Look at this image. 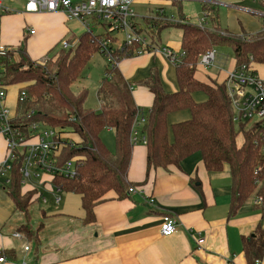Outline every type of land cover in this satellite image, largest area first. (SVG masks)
<instances>
[{
  "label": "crops",
  "instance_id": "0c3cea01",
  "mask_svg": "<svg viewBox=\"0 0 264 264\" xmlns=\"http://www.w3.org/2000/svg\"><path fill=\"white\" fill-rule=\"evenodd\" d=\"M195 1L197 0L181 4L180 9L185 17L196 25L201 19L196 16V20L193 21L183 11L185 5L191 6ZM198 1L202 4L203 14V4L216 7L220 27L233 35H255L261 33L264 28V6L259 0H240L237 4L219 0ZM159 7L156 5L154 9L148 11H154ZM220 7L225 9L233 7L240 13L243 12L241 14L246 19L237 20V27H232V24H228L221 16ZM25 16H32L41 22L38 31L32 28L33 25L29 28V23L24 22ZM253 18H260L258 19L261 20L260 25L259 21ZM253 20L256 22L254 27L250 25L254 24ZM71 24L72 21H68L62 13L27 14L19 11L17 14L5 15L2 18L1 43L17 48L22 46L24 40L26 45L29 42L33 43L36 37L42 35L39 29L45 26L56 29L60 34L59 39L67 40L75 34ZM208 26H211L209 21ZM29 29L35 30V35H30ZM49 49L48 46L47 51ZM100 57L107 64L105 58L102 55ZM257 66L264 64L255 65V70L259 74ZM201 67L203 68L199 64L196 73V78L200 82L223 83L237 66L234 59L230 70H223L218 66L219 74L206 78L199 77L198 71ZM117 68L124 79L132 85L134 101L144 116L148 115L155 97L143 83L155 77L166 93L173 94L179 90L176 66L162 55L145 54L125 59ZM101 82L96 91L98 107V90ZM193 98L197 103H204L207 100L203 92L193 94ZM15 107L17 112L18 106ZM10 109L14 111L11 107ZM190 118L191 113L188 110L168 116L170 142L174 139L173 125L188 121ZM106 131L114 134L112 130ZM6 155L7 144L5 138L0 135V163L5 160ZM147 157L148 150L144 143L140 142L134 146L128 181L135 186L136 192L130 193L124 199H119L113 191L109 192L104 201L96 206L95 220L90 224L85 223L86 213L79 195L63 193L60 207L56 208L55 212H43L41 224L31 225L30 217L26 219L25 215L17 210L8 190L0 189V259H5L0 264H254L256 260L264 262V203L255 205L256 196H253L234 216L231 215L232 174L228 165L219 172H209L202 155L195 153L182 161L179 167L151 169L148 173ZM27 181L33 185L25 187ZM36 185L39 188L47 186V192L56 197L53 178L47 174L41 181L36 179L25 181L22 177V195L36 191L41 198L42 194L35 188ZM34 204L30 206L29 214ZM164 216H170L177 222V231L170 237L161 235ZM24 227L31 229L35 239H30L22 233ZM199 236L204 239L201 245L195 240ZM26 246L29 247L28 251L25 250ZM260 247L263 250L257 253Z\"/></svg>",
  "mask_w": 264,
  "mask_h": 264
},
{
  "label": "trees",
  "instance_id": "16d2710c",
  "mask_svg": "<svg viewBox=\"0 0 264 264\" xmlns=\"http://www.w3.org/2000/svg\"><path fill=\"white\" fill-rule=\"evenodd\" d=\"M259 1L264 6V0ZM203 10L211 22L210 27L203 28L188 22L181 9L180 23L145 20L146 27H153L152 37L157 44L163 31L181 29L184 56L175 65L179 84L177 92L166 93L155 77L143 83L155 99L141 125L137 123L143 112L134 101L132 85L124 79L117 66L105 70L98 90L97 109L86 107L87 90L73 93V85L81 79L93 57L101 55L97 39L88 33L77 39L67 38L71 44L78 40L76 48L58 50L45 65L32 61L23 46L18 48L20 60L7 63L6 84L10 88H24L28 95L25 102L18 104V124L27 128L37 122L66 136L61 150L62 164L77 159L76 175L72 179L58 175L53 183L63 193L81 196L86 213L85 223L94 222L95 208L109 192L113 191L119 199H124L135 187L128 181V173L134 148L132 135L136 130L146 140L148 173L151 169L179 167L186 158L200 153L209 172H219L225 165L230 167L232 216L251 197H262L264 200V127L246 123L237 125L234 122L235 112L228 97L226 81L204 83L196 78L201 57L219 47L233 50L237 67L248 64L251 58L257 64H264V31L255 35H233L220 27L216 7L205 3ZM22 45H26V40ZM117 57L121 62L135 55L129 50ZM197 92L206 94L204 103L194 100L193 94ZM185 110L190 111L191 118L173 125L174 139L170 142L168 116ZM106 130L115 134L114 153L100 138ZM240 133L244 136L242 146L237 145ZM70 140L74 141V145L67 143ZM20 167L19 162L8 192L17 210L29 219V208L40 200V195L36 191L22 195ZM22 233L35 239L28 227H24ZM262 250L260 247L256 252L261 253Z\"/></svg>",
  "mask_w": 264,
  "mask_h": 264
},
{
  "label": "built area",
  "instance_id": "2783aa9c",
  "mask_svg": "<svg viewBox=\"0 0 264 264\" xmlns=\"http://www.w3.org/2000/svg\"><path fill=\"white\" fill-rule=\"evenodd\" d=\"M24 13L27 14H57L62 13L68 21H77L87 33L95 37L98 41L100 54L105 58L108 67H118L119 59L117 55L132 50L135 57L145 54H159L167 58L174 65L181 62L184 53L175 51L170 47H161L155 43L152 36L145 34L144 30L153 29L146 27L145 20L164 21L180 23L181 19L168 17L166 9L163 7L151 11L148 17H141L135 10V4L141 1H167L169 5L176 6L193 0H25ZM19 11L5 5V0H0V25L5 15L17 14ZM264 19V16H263ZM90 21V22H89ZM189 22L190 20L187 19ZM199 27L208 26L207 14H203V19L198 24ZM100 27L109 28L110 33H121L123 39L113 36L110 33L97 35L95 30ZM264 31V28L263 30ZM1 33V29H0ZM30 35H35V30H29ZM109 36V37H108ZM62 49H75L77 42L71 44L68 40L62 42ZM217 59L216 50H212L200 59V65L204 68L215 66ZM20 56L18 48L6 46L1 43L0 37V135L5 138L7 144V155L0 163V189L8 190L12 185V174L16 165L20 162V174L23 179L40 180L44 175H50L53 180L56 176L74 178L76 175L77 159L62 164L61 153L66 136L60 135L59 130L50 129L40 123L30 124L27 128L18 124L17 112L12 111L8 105L10 87L5 82L7 63L18 62ZM254 59L245 65L237 67L230 72L226 78V89L231 100L235 117L234 122L241 124H258L264 127V79L255 70ZM27 93L24 88H20L16 100L17 106L27 100ZM144 115L138 117V125L144 123ZM137 128V127H136ZM145 138L138 130L133 132L132 143L134 146L140 142L145 144ZM73 140L68 141L74 145ZM136 192L135 188L130 189V193ZM56 203L62 201V189H55ZM262 197H256L255 205L263 204ZM152 203V201H151ZM177 231V222L170 216L163 217L161 225V235L170 237ZM20 237V235H16ZM198 244H202L204 239L199 236L195 238ZM28 251L29 247L26 246ZM4 258L0 262H4ZM256 264H264L257 260Z\"/></svg>",
  "mask_w": 264,
  "mask_h": 264
},
{
  "label": "rangeland",
  "instance_id": "374dc122",
  "mask_svg": "<svg viewBox=\"0 0 264 264\" xmlns=\"http://www.w3.org/2000/svg\"><path fill=\"white\" fill-rule=\"evenodd\" d=\"M220 2H226L230 4H237L240 2V0H219ZM25 0H5V5L8 6L11 9H14L15 11H24L25 7ZM183 4V3H182ZM160 6L164 7L166 9V13L168 17L177 19L179 18L180 12L178 11V7L172 6L170 4L169 7V2L167 1H141L137 2L135 4V10L140 14L141 17H148L151 12L148 11V9H154L155 6ZM181 5V4H180ZM180 8V7H179ZM221 9V16L223 17L224 20L228 21V24H232V27H237V20L244 21L246 17H243L240 11L234 9L233 7H220ZM224 9V10H223ZM184 13L190 17L193 21L196 20L198 17L199 19H203V12H202V4L200 1H195L193 2V5H185L183 9ZM197 16V17H196ZM250 16V15H249ZM252 17V16H250ZM257 19V18H253ZM260 19V18H258ZM259 25H260V21ZM24 22L29 23V28H34L38 31L39 24L41 22H38L37 19L33 18L32 16H25L24 17ZM90 22V21H89ZM190 22V21H189ZM254 24L256 26V22L253 20ZM72 25V27H71ZM70 27L72 28V31L75 33L73 36L74 38H79L83 34L87 33V29L84 28L81 24H79L77 21H72V24ZM30 30V29H29ZM42 33L41 37H36L33 41V43H28L27 45H22L23 49L26 50L28 56L34 60H36V63L45 65V63L49 60V58L53 57L54 54L62 49V42L66 40L65 38L59 39L60 34L56 31V29L52 27L45 26L43 29H39ZM145 34L150 36H153V33L151 30H144ZM110 33V29L100 27L97 30H95V34L101 35V34H107ZM113 36H117L120 39H123V34L121 33H110ZM182 30L179 28H170L161 33L160 38L158 39V43L161 47H170L176 50L177 52L180 50V42L182 40ZM2 36V33H0V37ZM78 42V40H76ZM49 46V50L47 51V47ZM15 48V46H12ZM17 48V47H16ZM54 50L51 54L50 51ZM217 52V59L215 62V66L210 67V68H199V77H211L212 75L215 76L219 74V70L217 69L218 66L220 69H225V70H230L233 66V61L235 59L234 52L231 48L229 47H219L216 48ZM31 59V60H32ZM39 60V61H38ZM33 61V60H32ZM35 62V61H34ZM200 64V63H199ZM108 65L105 63L103 58L100 57V55H95L89 65L86 67L82 74V78L80 82H76L73 87V93L78 94L83 90L82 88H86L89 92V97L86 101V107L87 108H97L98 103H97V97H96V91L97 88L100 84V81L103 80V76L105 74V68H107ZM257 69L259 71V74L261 77H264V66H257ZM82 85V86H81ZM18 87L13 86L9 90V97H8V105L14 109H16L15 105L16 100L18 97ZM101 140L102 142L106 145V147L109 150L115 151L116 150V140H115V134H113L111 131H104L101 134ZM244 144V136L242 133L239 134L238 139H237V145L242 146ZM34 182V181H33ZM36 182H34L35 184ZM33 184H30V181H27L25 183L26 186H32ZM36 189L42 194V197L40 198L39 201L35 202V204L31 207V213H30V224L31 225H39L41 224L42 220V214L43 212H48L52 211L55 212L56 208L60 207V205H57L55 197L53 194H50L47 192V186L44 187H38L37 185L35 186ZM64 197V195L62 194Z\"/></svg>",
  "mask_w": 264,
  "mask_h": 264
}]
</instances>
